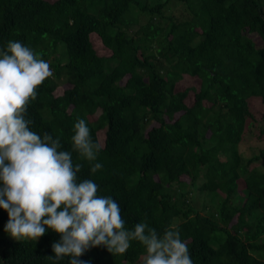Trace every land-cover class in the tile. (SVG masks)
<instances>
[{
  "label": "trees",
  "instance_id": "trees-1",
  "mask_svg": "<svg viewBox=\"0 0 264 264\" xmlns=\"http://www.w3.org/2000/svg\"><path fill=\"white\" fill-rule=\"evenodd\" d=\"M8 41L53 70L28 106L31 129L60 137L127 229L176 223L193 264H264V0H0V49ZM78 119L103 144L96 161L72 150ZM7 219L0 208V231ZM59 239L0 237V264H68L52 258ZM144 253L132 241L79 259Z\"/></svg>",
  "mask_w": 264,
  "mask_h": 264
},
{
  "label": "clouds",
  "instance_id": "clouds-1",
  "mask_svg": "<svg viewBox=\"0 0 264 264\" xmlns=\"http://www.w3.org/2000/svg\"><path fill=\"white\" fill-rule=\"evenodd\" d=\"M52 75L50 63L24 43L8 41L0 49V208L8 216L4 231L18 241H37L51 229L60 236L51 244L52 258L69 257L68 264H86L79 257L98 246L124 254L132 241L145 249L142 264H193L179 224L162 232L147 222L127 229L120 204L99 195L93 180H78L82 165H74L72 151L64 149L60 137L31 129L28 106ZM73 132L72 150L96 161L103 144L92 140L84 119L77 120ZM101 168L94 163L90 172Z\"/></svg>",
  "mask_w": 264,
  "mask_h": 264
},
{
  "label": "rangeland",
  "instance_id": "rangeland-1",
  "mask_svg": "<svg viewBox=\"0 0 264 264\" xmlns=\"http://www.w3.org/2000/svg\"><path fill=\"white\" fill-rule=\"evenodd\" d=\"M158 0H148V3L149 4H154V3H156ZM186 81H187V79H186ZM191 82H193L192 81V79L190 80V83ZM65 88V85H61V86H59L56 90H55V93L56 94H60V93H62V91H63V89ZM196 201H195V206L198 208V209H200V207H201V204H200V202H201V197H199L198 199H195ZM0 237L1 238H5V239H9V240H15V239H13L8 233H6L5 231H4V229L3 230H1L0 231Z\"/></svg>",
  "mask_w": 264,
  "mask_h": 264
}]
</instances>
